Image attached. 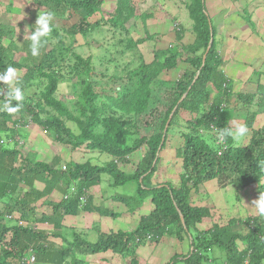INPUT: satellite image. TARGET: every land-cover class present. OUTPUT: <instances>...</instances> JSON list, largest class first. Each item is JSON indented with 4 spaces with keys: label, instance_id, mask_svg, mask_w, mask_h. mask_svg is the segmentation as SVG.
<instances>
[{
    "label": "trees",
    "instance_id": "16d2710c",
    "mask_svg": "<svg viewBox=\"0 0 264 264\" xmlns=\"http://www.w3.org/2000/svg\"><path fill=\"white\" fill-rule=\"evenodd\" d=\"M35 1L43 11L63 14V10L69 9L77 13L79 21L71 25L70 36L80 33L84 38L88 37L86 34L92 28L99 27L98 25L105 26L103 31L106 30V33L112 31L113 36H121L120 34L128 32L127 25L134 17L135 10L133 0H115V8L106 19L107 22L100 23L96 20L94 23L90 18L101 12L103 0ZM181 1L186 7L188 19L191 20L189 29L194 36L193 41L185 46L174 44L171 48L155 49L153 60L150 63L143 62L139 72L130 71L127 75L128 83H124L122 89L119 87L120 90L115 96L109 95L100 104L99 93L94 89L96 81L87 79L80 94V103L86 102V105L82 103L85 116L74 113L79 101L75 106V103L67 101L68 98H59L57 95L59 79L64 76L63 66L59 63L63 58L60 43L65 40L64 37L59 39L60 36L55 35L57 28L53 29L49 42L41 49L39 57L31 55L30 41L26 40L21 49L26 51L25 56L30 59L26 61L24 57L20 63L15 61L13 53L18 47L14 43L4 46L2 37L8 33L9 27L0 23V71L8 66L26 67L24 77L19 80V86L23 90L39 78L46 80L43 81L44 86L39 97L30 98L35 103L32 104L25 98L20 112L12 115L0 112V134H3V138L10 139L19 133L24 140L28 130H16L14 125L32 121V126L39 125L44 133L73 149L85 145L87 149L113 157L103 165L67 160L63 170L56 167L58 163H48L26 155L22 151L24 143H8L5 140L0 144V200L14 197L20 187L22 192L17 201L29 198L21 203L26 208L17 220L22 223L5 219L0 221V264H25L22 260L30 249L35 254L36 263L86 264L84 257L87 255L106 251L122 255L131 252L130 247L135 250L147 239L159 241L164 234L175 235L180 241L187 238L189 249L181 258L185 264H211V253L216 249L223 264H264V216L257 213L246 217L241 222L245 224V232L234 229V219L225 225L216 223L214 219L212 223L208 221L207 226L200 230V224L207 223V219L212 220L211 209L197 205L192 199L193 192L211 180L220 182L223 186L233 185L237 192L255 184L257 190L264 193V125L253 128L258 111L250 109L256 98L257 105L264 104V84L258 83L256 93L236 91L238 87L235 89L234 79L226 73L227 69L223 70L228 61L224 59V53L218 52L223 45L216 38V30L207 13L205 0ZM183 31L182 27L176 31L177 39L182 38ZM154 36L157 39L159 35H147V38ZM52 38H58L57 45L53 44ZM211 38L212 43L206 53ZM143 41L144 37L129 39L128 47L136 48ZM183 51L189 54L185 59ZM73 57V68L77 66V62L84 66L85 72L90 76L94 72L100 74L82 55L74 52ZM181 59L187 62L188 67L176 79L177 93L164 110L161 120H158V128L157 125H147L146 130L152 132L148 135L140 134L137 120L139 116L146 115L153 103L152 85L162 79L164 72L177 68ZM263 66L264 64L260 69ZM68 68L72 71V68ZM55 69H62L59 77ZM135 77L136 81L133 82ZM6 88V85H0V98L2 90ZM258 93L261 96H255ZM228 101L233 102L234 109L247 110L244 125L251 135L246 144L240 143L237 146L230 138L223 141L218 139V129L234 128L224 114L230 109ZM77 108L80 109L79 106ZM182 110L194 117L191 121H186L187 129L181 132L183 144L175 149L182 169L178 184H153L151 179L166 146L169 130L177 123L178 113ZM171 113L172 117L164 131ZM8 122L12 125L7 126ZM67 122L74 123L79 132H73ZM140 148H143V155L134 171L128 173L118 167V161L124 165L128 162V156ZM102 174L111 176L113 185L135 183L133 194L114 196L130 210H137L147 198L151 200L152 209L141 215L137 226L130 231L101 232L94 242L74 232V239L70 240L62 233L65 216L77 215L80 211L102 212L99 207L91 209L85 193L89 187L99 183ZM37 179L44 185L42 190L34 186ZM60 184L65 191L72 184L75 189L58 202L47 201V205L51 207L48 214L38 215L32 207L28 208L31 200L37 201ZM4 205L0 204L1 212H13L11 207H18L16 201ZM29 223H50L52 229L45 233L38 226L36 229L28 226ZM193 229H198L199 234L192 235ZM49 237L60 239L61 244H47ZM238 241L243 245L240 246ZM175 258L174 254L171 260ZM134 264L137 261L134 260Z\"/></svg>",
    "mask_w": 264,
    "mask_h": 264
},
{
    "label": "rangeland",
    "instance_id": "374dc122",
    "mask_svg": "<svg viewBox=\"0 0 264 264\" xmlns=\"http://www.w3.org/2000/svg\"><path fill=\"white\" fill-rule=\"evenodd\" d=\"M108 1L114 2V0H106V4L102 7L104 8V10L101 12L99 11L101 15L99 13H95L90 18L91 22L95 23L96 20L100 21V23L107 22L106 19L111 15L110 13L113 12L112 10H109L110 12L108 11V9L112 7L107 4ZM132 2H134L135 9L134 17L127 25L128 32L120 34L121 38L118 37V34H116V36H111L110 32L106 33L105 31H103L104 28L101 27V25H98L99 27L97 28H92L91 31L86 34V36L88 35L87 38L82 37L80 33H77L75 36L71 35V37V25L79 21V15L69 9L63 10V14H55L54 20L52 21L54 30L57 28V32L55 35L60 36L59 39H61V37L65 38V40L61 41L60 43L61 49L59 48L63 55V58L60 59L59 63L61 66H63L64 76L59 79L60 84H58L59 87L57 95L59 98H68L67 101L70 103H75V106L79 101L77 105L80 109L77 108L78 106H76L77 109L74 108V113L78 114V116L86 115V112L82 111L84 107L83 105H86V102L82 101L80 103V94L81 89L87 79L91 78L93 81H96L94 82V89L97 93H99L100 104L109 95L115 96V94L124 87V83H128L129 77H127V75L130 73V71L134 70V72H139L138 70L141 69L140 67L143 62L150 63L153 60V51L155 49L171 48L174 46V44L185 46L186 44L191 43L194 39V36L193 34H191L189 29L191 20L187 19V10L181 0H174L172 2L170 1L171 3L176 4L174 6H177L176 8L172 6V9H174L171 11L169 10V5L167 6V2L165 1V4L163 0H133ZM262 3H264V0H262L260 4ZM178 7L180 8L179 11L177 10ZM40 11L43 10L37 5L35 0H0V23L6 24L9 27V31L2 37V41L4 43V46L9 45L10 43H14L18 47L13 52L15 53V61H20V63H22V58L25 57L27 59V56H25L26 51L24 49H21L22 44L26 40H29L27 35H29L32 30L31 26L33 25L32 27H34L35 20ZM175 11H178V17L176 18H174L173 16V12L175 13ZM238 13L239 11L237 12V14ZM246 13L248 15L249 10H246ZM240 14L243 15L242 10L240 11ZM164 19L165 21L162 24ZM211 22L213 23L214 29L216 30L220 22L219 18L215 19L213 17ZM246 22L248 24H251L249 16L247 17ZM177 25L179 26L177 27ZM181 27L184 29L182 33L183 36L181 39H177L176 31L180 30ZM252 27V33H257L259 30L257 26L249 25L248 29ZM236 31L238 32V30L236 29L232 33V35L235 36H228L229 34L227 33L225 35V31H223V29L220 33L216 31V38H218V34L221 35L222 33L224 35L222 36L223 40L226 39V37L233 38V42H231L227 49H223L225 50L223 57L228 61V65H224L223 70L226 71L227 69L226 73L234 79L235 89L238 87L236 91H239V93H256V87L258 83L260 85L264 84V66L263 69H260L264 64V46L261 47L264 42H250V37H254V35L251 36V33L249 31L243 32L245 34H243L242 32L237 33ZM258 34L261 35L260 32H258ZM147 35L159 36L157 39H155L156 36H154V38H147ZM244 36L245 38L240 39ZM142 37L145 38V41L138 43L136 48L128 47L129 39L137 40ZM82 38L87 42L84 43ZM52 39L54 40H52L53 44L57 45L58 43L56 40L58 38ZM244 39H248V41ZM240 47H242V49H240ZM222 48L223 46L221 47V49ZM233 49H239L238 55H234V52L232 51L235 50ZM73 51L87 59L89 65L100 74L94 72V74L90 76V74L85 72L84 66L78 64L77 62V66L73 68L71 66L73 63H75ZM222 53L223 51L221 52V54ZM228 53H231L230 56ZM183 54L184 59L189 56V54L185 51H183ZM239 57L241 61L237 62ZM29 59L30 58H28L26 61H29ZM179 62L180 63L177 68L172 69L170 72H164L165 74L163 73V75L161 76L162 79H160L158 83L152 85L153 103L150 105L149 110L146 111V115L139 116L137 120V129L139 130L140 134L148 135L150 132H152V130H146L147 125H157L158 128V120H161L160 118L162 117L164 110L170 104L172 98H174V96L176 95V79L184 72L183 70L188 67L187 62H185L183 59H181ZM236 62L241 65V68L239 70L235 71V69L233 70L229 68V64L236 65ZM68 67L72 68V71H70ZM15 69L19 73L18 80L21 81L27 69L26 67ZM55 70H57V72L55 73L59 77V71L62 69ZM67 71H69V73ZM43 81L46 82L45 79L42 80L39 78L31 86L24 88V91L26 92V100L32 102L33 100H31L30 98L39 97L40 92L44 86ZM135 81L136 77L133 79V82ZM62 83L67 84V91H65V88L61 86ZM119 87L120 89L118 90ZM255 96L261 95H259L258 93ZM256 101L257 98L255 99L254 104L250 106V109H257L258 111L253 128L261 127L264 125V104L257 105ZM33 103L35 102H32V104ZM228 104L230 105V109L226 110L224 114L228 118L230 124L233 127H235L237 124H244L247 110L238 108L234 109L232 101H228ZM149 111H152L151 113H149L151 115L148 114ZM43 115H45V113ZM193 117V114L184 110L178 113L177 123L174 124V126H172L169 130V135L167 137L168 140L165 146L166 149H163L160 156V161H162L161 157H163V154L167 152L164 158L166 160H169L167 163L168 166L166 167L169 172H167V170H165L164 168H162L161 172L162 174H164L165 179L171 180L170 182H173L172 184L174 185L178 184L176 181H179V175L182 171L180 162L173 157L174 148L183 144L181 132L187 129L186 121H191ZM68 124L71 125L70 123ZM11 125L9 122L7 123V126ZM34 126L33 127L35 130H31L33 131L34 135L38 137L44 135L50 137L42 131L39 125ZM250 135L251 132L248 129L247 135L242 139L240 143L246 144ZM49 140L53 141L54 139L53 137H50ZM50 141L43 142L40 141V139L37 141L38 145L35 148H37L38 150H43V153L40 154L38 158L42 159L43 155L48 154L49 156V154H52L50 148L52 152H56L55 146L58 144L57 151L59 149L58 154L59 156L61 155L60 162L70 160L72 154L70 153L69 148H67L66 150L65 144H56L54 141ZM22 149L26 150L25 145L22 146ZM140 153L141 151L134 152L133 160ZM48 160H50V158ZM93 160L95 159H92V161ZM56 162H58L60 166L61 163L59 162V160H56ZM129 169L130 167L128 168V170ZM108 177L111 178L110 176ZM35 185L36 188L43 187V183H40L38 179L35 180ZM19 189L20 190L15 194L14 197L12 196L10 199L5 198V200H7L6 202L5 200H0V204L3 205L10 201L12 203L16 201V204H18V207H16V209L11 207V210H14L13 212H7V210H3L1 212L0 210V221H3L5 219L11 222L17 221L18 223H22L21 221L17 220L20 213L26 208H23V206H21V203L29 200V198L25 197V200H22L20 202L17 201L19 198L18 195H21L22 187H20ZM134 190L135 183H129L124 186L118 185L116 187L112 185L109 188L108 192L112 191L111 194L113 195L115 194L127 196L133 194ZM260 194L261 193L257 190L255 184L245 189H241L239 190V192H237L233 185L229 184L223 186L220 184V182L211 180L201 185L196 192H193L192 199L197 205L206 206L211 209L212 220L206 218L211 223L215 219V221H217L216 223L225 225L229 224L231 219H234L236 220V226L234 227V229L245 232V224H241V222H243L246 217L257 214L256 209L254 208L253 201L257 200ZM46 196L47 194H44L37 201L31 200L29 202L30 206H28V208L32 207L35 213L38 215L41 213L48 214L51 211V207L47 205V201L49 200L46 198ZM233 197H235V202H233ZM146 201L148 202V199L142 201V203L140 204L141 206L135 211L130 210L129 207H127L125 211H118V209L115 210L117 216L119 217L120 227L122 228V231H130L134 229L139 222L140 216L147 214L152 209L151 202H149L151 205V209H147ZM4 207H6V205H4ZM27 225L35 229L38 226L42 228L41 231L45 233L49 232L52 229V225L50 223H43V225L38 223H29ZM206 226V223L200 224L198 229L201 230ZM198 229H193L191 231L192 235H198ZM80 234L84 238L87 237L82 233ZM66 237H69L70 240L74 239L71 233H67ZM47 240L48 241H46V243L49 245L59 246L61 244L60 239L49 237ZM238 243L240 246L243 245L239 241ZM130 248L131 252L128 251L127 253H124L122 255L119 254L117 261H114L115 264H134V260L137 261V264H173V262L174 264H185L181 260V258L184 257L189 249L186 237L180 241L175 235L171 236L168 234H164L159 241H152L151 238L147 239L145 243L138 245L135 250L133 247ZM217 252L218 250L216 249L215 251H213V253H211V264H223L222 257ZM174 254L176 255V258L175 260H171V257ZM86 259L90 261H84L86 262V264H104L103 261H99L96 256H88ZM92 259H95V261H93ZM213 259L215 261H212ZM108 262H113V260H109ZM35 264L50 263L37 262ZM205 264H207V262Z\"/></svg>",
    "mask_w": 264,
    "mask_h": 264
},
{
    "label": "crops",
    "instance_id": "0c3cea01",
    "mask_svg": "<svg viewBox=\"0 0 264 264\" xmlns=\"http://www.w3.org/2000/svg\"><path fill=\"white\" fill-rule=\"evenodd\" d=\"M163 1L165 4L167 2V6L169 5L170 11L177 7V6H174V5H176L175 3H171L174 0H163ZM261 1L262 0H205V6H206L207 13L210 17V20H212L213 17L215 19L219 18V21H220L218 24L219 28L217 27V29H216V31H218V33H220L223 29V31H225L224 32L225 35L227 33V34H229L228 36H235V35H232V33L236 29L238 30V32L236 31L237 33H239V32L243 33V32L249 31L251 33V36L254 35V37H250L251 41L250 40L249 41L260 43V42H264V5H263L264 3L260 4ZM105 2H106V0H103L101 8H100L101 11L104 10V8H102V7L106 4ZM107 4H109L110 7L112 6L110 9H108V11L109 10L113 11L115 8V0H114V2L108 1ZM172 6L174 7L173 9H172ZM179 9L180 8L178 7L177 10L179 11ZM241 10L243 12V15L240 14ZM246 10H249L248 15L246 13ZM178 11L177 12L175 11V13L173 12L174 18L178 17ZM238 11H239V13L237 14ZM248 16L251 20V24H248L246 22V19ZM164 21H165V19L163 20L162 24L164 23ZM249 25H253V26L256 25L257 28L259 29L258 32H260L261 35L258 34V32L253 34L252 33L253 27L248 29ZM103 27H105V26H103ZM109 32H110L111 36H113L112 31H109ZM243 34H245V33H243ZM222 36H224L223 33L221 35L218 34V38H221L222 40L217 38L218 41L220 40V42H222L221 45H223V48L221 50L219 49L220 50L219 52H222V50L224 48L226 50L227 47L231 44V42H233L232 37H226V39L223 40ZM119 37H121V36H119ZM243 38H245V36L240 38V39H243ZM244 40L248 41V39H244ZM83 42L86 43L87 41H84V39H83ZM251 45H253V44H251ZM263 46H264V43L262 44L261 47H263ZM240 49H242V47H240ZM225 50H223V53H225ZM233 50H235V49H233ZM232 52H234V55L235 54L238 55L239 49L232 51ZM231 53H228L229 56ZM239 61H241L240 57L238 58L237 62H239ZM237 62H236V65L229 64L230 65L229 68H231V69L235 68V69L239 70L241 68V65ZM68 123H70L71 125H69ZM67 124H68V126H70V128L72 129L73 132H75V133L79 132V129L76 127V125L74 123L67 122ZM34 127L32 126L31 129L25 133L26 136L24 138V144L23 145H25L26 150L22 149V151L26 155L34 157V159L36 158L38 160L46 161L50 158V160H48L46 162L58 163V162H56V160H59V162H60V160H61L60 156L61 155L59 156V154H58L59 149L57 151V146H58L57 143H60V142H58L56 140H53L57 144L55 146L56 152H52V150L50 148V151L52 154H49V156H48V154L43 155L42 159L38 158L39 155L43 153V150L42 149L38 150L37 148H35L38 145L37 141L40 139V141L47 142V141H50L49 140L50 137H47L45 135L38 137V136L34 135L33 131H31V130H35ZM42 138H44V139H42ZM53 141H50V142H53ZM52 145H53V143H52ZM46 146H47V144H46ZM65 148H66V150H67V148L70 149V153L72 154V156L70 157V160L74 161V162L89 161L92 164L103 165L106 162L111 161L113 159V157L108 155V154L101 153V152L95 151V150L87 149L85 147V145H82V146H80L78 148H74V149L71 148L70 146L66 145ZM176 148H174V156L173 157H174V159H176L180 162V159L176 158V154H175ZM80 151H81V155H80ZM136 151H141V153L138 156H136V158H134V160H133V153ZM136 151L132 152L128 156V162L125 163L124 165L120 161H118L117 162L118 167L120 169L124 170L125 172H128V173L134 171L136 165L138 164V161L141 159V157L143 155V148H140ZM168 152H170V151H168ZM166 154H167V152L163 154V157H161L162 161H160L157 164L158 168L156 166V171L154 172L152 179H151L153 184L171 181L169 179H165L164 174H162V172H161L162 168H164L165 170H167V172H169L168 169H166V167L168 166L167 163L169 160H166L164 158ZM47 156H48V158H47ZM92 159H95V160L92 161ZM66 162L67 161H64V162L61 161L60 166H59V164H57L56 167L61 168V166L63 164H66ZM126 167H127V170H126ZM129 167H130V169L128 170ZM108 176L109 175H107V174H102L99 183L89 187L85 192L86 198H88L89 205H90L91 209L99 207L102 212H98L96 210L80 211L77 215L65 216L63 221H62V233L63 234L66 235L67 233L68 234L71 233V235L73 236L74 232L82 233L85 236H87L86 239L88 241L94 242L97 240L98 235L101 232L108 233V232L122 231V228L120 227V220H119V217L117 216V213L115 212V210L118 209V211H121V210L125 211L127 209V207L124 203L115 199L114 196H116V195L111 194L112 191L108 192L109 188L113 185L112 179H111L112 177L110 176L111 178H109ZM39 182L42 183L41 181H39ZM176 182L178 183V181H176ZM34 186L36 188L35 183H34ZM114 186L116 187L118 185H114ZM120 186H124V185H120ZM43 187H44V185H43ZM43 187H37V188L39 190H42ZM63 187L64 186L62 184H60L58 187H55L54 189H52V191L49 194H47L46 198L50 201L58 202L61 199L68 197L73 192V191H71V187L75 188L74 184H72L69 187L68 191L67 190L65 191ZM147 199H148V202L146 201V207L148 210H150L151 205L149 202H151V200H150V198H147ZM112 213H114V214H112ZM208 221L209 220L206 221L207 222L206 224H208ZM79 230H81V231H79ZM67 238H69V237H67ZM88 256H96L98 258V260L99 261L102 260L104 264H115L114 261H117L119 254L113 253L111 251H106V252H101V253L94 254V255H92V254L87 255V256H85V258H87ZM86 260L89 261L88 259H86ZM92 260L95 261V259H92ZM109 260H113V262H108Z\"/></svg>",
    "mask_w": 264,
    "mask_h": 264
},
{
    "label": "clouds",
    "instance_id": "9594fccd",
    "mask_svg": "<svg viewBox=\"0 0 264 264\" xmlns=\"http://www.w3.org/2000/svg\"><path fill=\"white\" fill-rule=\"evenodd\" d=\"M54 17L55 14L51 11H40L35 20L34 27H32L33 25L31 26L32 30L30 34L27 35V37L30 41V52L33 57H39L41 54V49L49 42L51 33L53 32L54 29V25L52 23ZM18 77H19L18 71L11 66H8L2 73H0V85L7 86V88L3 90V99L0 100V112H4L12 115L20 112L21 108L23 107V102L25 101L26 98V92L22 89V87L19 86ZM61 86L65 88V91L68 90L67 84L62 83ZM32 125L33 122L30 121V126L26 129L29 131ZM24 129L25 128H21L17 130H24ZM247 133H248V128L246 125L237 124L234 128L218 129V139L223 141L225 139L230 138L233 142H235L237 146H239L240 142L247 135ZM17 134L21 136V134L19 133ZM0 139H3V134H0ZM20 139L22 142L21 143L18 142V143L23 144L24 140L22 138ZM13 142L15 143L17 141H13ZM13 142H8V143H13ZM233 202H235V197H233ZM253 204H254V208L256 209V212L260 216H264V193H261L259 198L253 201ZM35 263H36V259L33 264Z\"/></svg>",
    "mask_w": 264,
    "mask_h": 264
},
{
    "label": "built area",
    "instance_id": "2783aa9c",
    "mask_svg": "<svg viewBox=\"0 0 264 264\" xmlns=\"http://www.w3.org/2000/svg\"><path fill=\"white\" fill-rule=\"evenodd\" d=\"M3 71H0V73H2ZM3 99V90H2V98H0V100ZM30 126V121L27 123H21V124H18V125H14V128L17 130V129H21V128H28ZM21 137L18 135V134H15L12 138H8V139H0V144L4 143L5 140H8V142H13V141H17L19 143H21ZM63 169H65V165L62 166ZM71 190L73 191L74 188L72 187ZM11 217V216H10ZM35 254L32 252V250L30 249V251L28 252V254L26 255V257L23 258L22 262L25 263V264H33L35 262Z\"/></svg>",
    "mask_w": 264,
    "mask_h": 264
},
{
    "label": "water",
    "instance_id": "95a60500",
    "mask_svg": "<svg viewBox=\"0 0 264 264\" xmlns=\"http://www.w3.org/2000/svg\"><path fill=\"white\" fill-rule=\"evenodd\" d=\"M211 43H212V38H211L210 41H209V45L207 46L206 53H207L208 50L210 49ZM204 58H205V55H204V57H203V62H204ZM172 114H173V113H171V114L169 115V118H168V120H167L166 126H165V128H164V131H166V128H167L168 123H169V121H170V119H171V117H172ZM181 219H183L182 216H181Z\"/></svg>",
    "mask_w": 264,
    "mask_h": 264
}]
</instances>
